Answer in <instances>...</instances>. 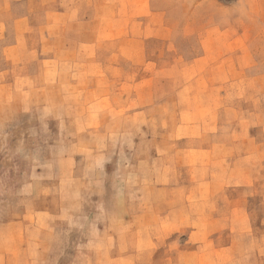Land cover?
Wrapping results in <instances>:
<instances>
[{
	"label": "rangeland",
	"instance_id": "obj_1",
	"mask_svg": "<svg viewBox=\"0 0 264 264\" xmlns=\"http://www.w3.org/2000/svg\"><path fill=\"white\" fill-rule=\"evenodd\" d=\"M171 11L179 47V68L172 71L171 85L169 71L163 69L156 71L161 84L148 80L142 88L122 85L121 72L113 71L111 86L80 87L79 108L71 103V108L59 111L58 104L51 102L50 108L39 112L48 118L29 115L19 119L11 133H0V222L33 207L30 217L48 229L34 232L37 241L29 250L42 256L43 264H197L195 256L189 261L188 255L195 254L198 246L185 243L188 231L168 230L161 237L154 228L162 221L155 216L156 208L171 204L177 210L184 199L195 208L188 220L210 223L203 235L207 258L202 264H264V104L260 98L264 84H247L249 65L264 64V0H175ZM242 31L250 33L257 54L235 53L248 44L244 37L232 38ZM165 43L160 42L162 48ZM218 44L228 45L232 53L221 61L228 63V73L239 78L234 85L207 82L201 64L214 65L221 55L210 50L201 59L202 47ZM236 61L244 68L234 70ZM192 62L200 66L189 68ZM145 73L153 76L154 71ZM225 89L232 103L223 110ZM139 90H144L142 96ZM253 93L259 100L251 122L253 133L246 139L254 145L252 160L243 159L236 167L242 187L212 192L211 184L203 186L197 178L221 181L220 172L228 176L234 169L215 158L228 153L216 145L221 138L220 115L226 112L228 124L235 123L238 111L249 112L243 98ZM94 99H100L97 105L90 104ZM160 153L167 157L159 162L165 173L195 184L167 185L156 205L153 159ZM64 156L72 164L61 161ZM23 186L45 195H20ZM202 206L211 208L210 215L201 212ZM234 206L238 209L231 215L228 210ZM219 209L224 215H215ZM218 222L224 223L225 230L217 229ZM155 236L165 242L161 248H155Z\"/></svg>",
	"mask_w": 264,
	"mask_h": 264
},
{
	"label": "crops",
	"instance_id": "obj_2",
	"mask_svg": "<svg viewBox=\"0 0 264 264\" xmlns=\"http://www.w3.org/2000/svg\"><path fill=\"white\" fill-rule=\"evenodd\" d=\"M174 3L175 0H0V133H11L17 128L19 119L29 115L38 119L48 118L50 115H40L39 112L50 108L51 102L58 104L59 111L65 107L71 108V103H74L72 108L80 107L77 103L80 87L88 86L96 90L101 85L111 86L113 71L121 72L119 76L122 85L127 83L142 88L148 85V80H153V84L158 80L157 83L161 84L156 71L163 69L169 71L168 83L171 85L174 79L172 71L179 68L178 35L171 24V7ZM250 36V33L242 31L232 37H244L248 42L243 47H235L238 49L235 53L241 57L250 53L257 54ZM162 40L166 42L163 48L160 44ZM227 48L228 45L219 44L217 47H202L201 59H206L210 50L221 55L219 62L214 65L201 64L207 71L206 79L211 86L234 85L239 79L228 73V63L223 64L221 61L227 60L232 54ZM163 56L166 63L162 66ZM194 66L200 65L192 62L189 68ZM249 66L252 72L247 84H264V64L257 66L251 63ZM211 67L213 72H210ZM245 67L248 69V66ZM242 68V62L234 63V70ZM149 70L154 71L153 76L146 75L145 71ZM229 92L225 89L221 98L224 102L223 110L232 103ZM143 93L144 90H139L138 95L142 96ZM255 98L254 93L244 96L249 112L244 116L238 111L235 123L228 124L224 116L226 112L220 115L218 134L221 138L216 145L228 153H219L215 158L225 161L234 169L228 176L220 172L218 175L221 181L210 176L197 178V183L201 182L203 186L211 184L212 192L213 189H216V193L233 192L242 187V174L236 167L242 165L243 159L252 160L250 155L253 143L249 140L247 144L246 139H250L254 129L251 122L259 100ZM260 98L264 104L262 94ZM97 101L100 99H94L90 104L97 105ZM204 131L202 129L203 134ZM166 159L162 153L153 159L156 168L153 185L156 205L160 201L157 196L166 194L167 185H185L189 188L195 184L174 173H165L159 162ZM61 161L72 164L65 156ZM18 192L27 197L45 195L43 191L35 194L27 186ZM183 203L177 210H173L171 204L165 209L156 208L155 216L159 215L162 221L154 224V228L161 237L168 230L188 231L185 243L198 246L195 254L188 255L189 261L194 260L192 257L195 256L199 262L197 264H202L207 258L202 248L203 235L205 229L211 228L210 223L188 220L187 216L195 208L185 199ZM235 208H229V214L233 215ZM200 210L210 215V207L202 206ZM34 212L33 207H27L16 218L0 222V264H43V257L29 250V246L34 247L37 241L35 235L32 236L34 232H45L48 229L45 223L35 222L33 216L30 217ZM215 212V215H224L220 209ZM225 228L224 223L218 222L217 229L223 231ZM160 236L154 239L156 249L165 244ZM215 241L216 249L222 250L219 238ZM208 257L210 261L214 260V257Z\"/></svg>",
	"mask_w": 264,
	"mask_h": 264
}]
</instances>
